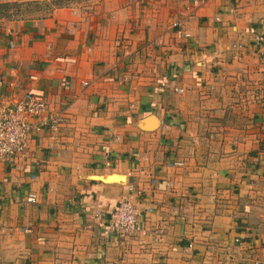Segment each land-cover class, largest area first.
Listing matches in <instances>:
<instances>
[{"label":"crops","instance_id":"crops-1","mask_svg":"<svg viewBox=\"0 0 264 264\" xmlns=\"http://www.w3.org/2000/svg\"><path fill=\"white\" fill-rule=\"evenodd\" d=\"M5 3L51 9L0 11V107L66 122L0 159V264H264V0Z\"/></svg>","mask_w":264,"mask_h":264},{"label":"built area","instance_id":"built-area-1","mask_svg":"<svg viewBox=\"0 0 264 264\" xmlns=\"http://www.w3.org/2000/svg\"><path fill=\"white\" fill-rule=\"evenodd\" d=\"M264 53V35L256 37ZM182 91V89H179ZM32 116L33 121L29 119ZM66 122L64 114L59 113L40 97H25L16 105L0 107V159L23 153L32 131L42 128L57 130ZM28 201H36L31 193ZM111 226L122 237L135 235L142 231L138 212L132 202L124 197L110 212ZM258 264V263H257Z\"/></svg>","mask_w":264,"mask_h":264},{"label":"rangeland","instance_id":"rangeland-1","mask_svg":"<svg viewBox=\"0 0 264 264\" xmlns=\"http://www.w3.org/2000/svg\"><path fill=\"white\" fill-rule=\"evenodd\" d=\"M10 8V10H13V12H16L18 10L19 16H24V18H35V17H41L45 14H47L51 6L49 3H41V4H25L22 6H7L3 7L0 6V11L7 10Z\"/></svg>","mask_w":264,"mask_h":264},{"label":"trees","instance_id":"trees-1","mask_svg":"<svg viewBox=\"0 0 264 264\" xmlns=\"http://www.w3.org/2000/svg\"><path fill=\"white\" fill-rule=\"evenodd\" d=\"M0 6L7 7V6H10V5L8 3H5V4H0Z\"/></svg>","mask_w":264,"mask_h":264}]
</instances>
